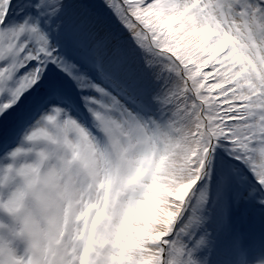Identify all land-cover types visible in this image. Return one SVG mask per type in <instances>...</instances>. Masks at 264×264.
I'll use <instances>...</instances> for the list:
<instances>
[{
  "label": "snow or ice",
  "instance_id": "1",
  "mask_svg": "<svg viewBox=\"0 0 264 264\" xmlns=\"http://www.w3.org/2000/svg\"><path fill=\"white\" fill-rule=\"evenodd\" d=\"M29 154L0 264H264V0H0Z\"/></svg>",
  "mask_w": 264,
  "mask_h": 264
},
{
  "label": "clouds",
  "instance_id": "2",
  "mask_svg": "<svg viewBox=\"0 0 264 264\" xmlns=\"http://www.w3.org/2000/svg\"><path fill=\"white\" fill-rule=\"evenodd\" d=\"M33 163H35L33 154H29L27 157L22 155L15 160L11 156L6 161L0 159V226H3L4 230L18 225L20 219L35 217L38 212L32 191L26 187L23 177L18 172V169L23 168L26 164ZM9 167L14 170L13 173L7 172ZM17 198L19 200L15 212L8 211L5 206L9 201ZM18 230L19 228H17Z\"/></svg>",
  "mask_w": 264,
  "mask_h": 264
}]
</instances>
